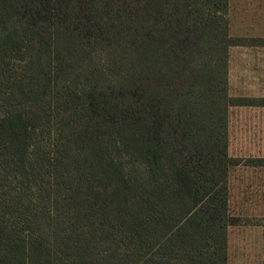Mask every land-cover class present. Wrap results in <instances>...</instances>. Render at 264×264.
Listing matches in <instances>:
<instances>
[{"label": "trees", "instance_id": "16d2710c", "mask_svg": "<svg viewBox=\"0 0 264 264\" xmlns=\"http://www.w3.org/2000/svg\"><path fill=\"white\" fill-rule=\"evenodd\" d=\"M228 9L0 0V264H229Z\"/></svg>", "mask_w": 264, "mask_h": 264}, {"label": "crops", "instance_id": "0c3cea01", "mask_svg": "<svg viewBox=\"0 0 264 264\" xmlns=\"http://www.w3.org/2000/svg\"><path fill=\"white\" fill-rule=\"evenodd\" d=\"M228 18L230 36L239 40L230 47L229 92L232 97L255 101L230 108L229 152L233 157L242 158L243 164L246 159H264L242 156L253 153L251 141L254 139L241 136L238 131V134L234 133L236 124L239 130L241 123H264V0H229ZM232 70H240L237 77ZM251 70L255 71L252 73ZM234 79L242 80V88L246 90L235 91ZM248 89L254 90L250 92ZM254 112L259 114L258 118ZM241 129L248 131V128ZM238 140H250V147L242 142L238 148L235 145Z\"/></svg>", "mask_w": 264, "mask_h": 264}, {"label": "rangeland", "instance_id": "374dc122", "mask_svg": "<svg viewBox=\"0 0 264 264\" xmlns=\"http://www.w3.org/2000/svg\"><path fill=\"white\" fill-rule=\"evenodd\" d=\"M232 71L236 77L240 72ZM234 86L235 91L246 90L242 88V80L234 79ZM248 90L253 92L254 89ZM254 115L259 116L257 112ZM239 125V130L235 125V134L238 131L241 136L254 139L251 141L253 153L242 156L264 157V123ZM241 127L248 128V131ZM242 142L250 147V140H238L235 145L240 148ZM230 189V213L238 218V224L229 228V264H264V164L253 166L246 161L234 168L230 175Z\"/></svg>", "mask_w": 264, "mask_h": 264}]
</instances>
